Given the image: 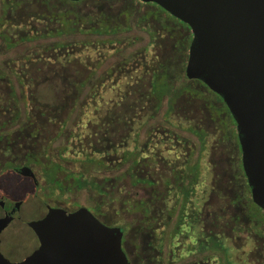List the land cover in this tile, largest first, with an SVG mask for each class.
<instances>
[{
	"label": "rangeland",
	"instance_id": "374dc122",
	"mask_svg": "<svg viewBox=\"0 0 264 264\" xmlns=\"http://www.w3.org/2000/svg\"><path fill=\"white\" fill-rule=\"evenodd\" d=\"M55 4V0H0V19L7 21L0 27V33L2 28L7 27L19 41L23 32L33 31L35 26H44L31 15H51V12L55 11ZM69 9L85 13L86 30L100 27L102 29L101 35L77 33L61 39L71 44L67 54H72L77 59L68 65L49 63L43 67L27 60L28 57L32 60L41 53L45 45L56 41L55 38L26 41L11 49L3 46L0 40V73L8 72L14 81L10 84L3 77L5 80L0 84V126L7 125L0 128V136L6 137L0 142V160H30L37 169L52 171L62 184L68 200L76 203L73 204L74 208L77 204L91 208V195L87 190H78L75 186L77 174L81 171L80 161L85 159L83 154L94 147L103 149L118 141L117 129L121 125L119 119L124 115V111L115 109L107 114L110 105L120 103L126 97L133 101L139 100L137 106L142 105L143 111L136 115L134 130L138 128V132L132 133L127 145L129 150L140 146V149L145 151L143 155H146L148 176L151 172L163 173L166 170L164 176L172 181V186L163 192L166 197L164 203L155 201L154 191L150 188H134L128 185L124 190V194L126 191L131 192L133 199H146L152 213L155 214L157 209H161L159 218L162 219V227L146 240L138 233L139 225L132 226L126 234L136 216L122 211L123 207L117 213L116 209L119 210L121 205H110L104 208V213L99 216L106 225L123 230L124 239L126 235L124 249L132 264H139L141 258L146 264H258L257 256L260 252L257 247L261 246L262 239L255 228L259 227V222L250 218L247 212L237 213L233 204L238 197L239 185L230 163V122L226 113L213 107L209 94L196 93L193 90L184 92L173 101V111L170 115L166 116V107L158 114L155 112L157 97L152 95L149 70H156L160 76L164 75L166 68L181 70L182 57L176 45L184 36V32L174 22L166 19L157 8L140 2L135 4L130 0H87L80 6ZM140 18L145 20L139 23ZM131 53L135 54L126 59L130 63L124 70V60L121 61L123 63L119 62L120 57L122 54L129 56ZM134 59H137V63H131ZM113 62L116 64L106 69L97 81L101 84L97 101L83 108L81 112L84 114H74L70 111L63 114V120L69 119L71 127H31V122L42 124L36 113L32 115L35 118H32L31 122L25 120V127L20 129L18 118L20 119L19 115L21 110L24 112L25 106H32V101L37 103L36 105H51L55 98L70 93L69 90L64 92L65 84L77 80H71L70 76L73 75L68 73L66 76L69 79L65 81L69 83L64 84L58 76L59 72L65 73L64 70H69L72 73H80L83 79L81 81H85L87 85L85 90L89 93L95 70L107 68ZM41 68H45L43 79L31 81L22 78V82L24 80L27 85L36 83L37 88L34 90L27 89L24 84H20L19 79L11 76V70L20 74L27 72L42 76ZM108 72H112V76ZM176 74L177 72L173 71V75ZM1 76L0 74V79ZM11 85L15 86L14 90L10 89ZM32 92L35 94L34 98L30 97ZM89 101L90 94L84 102ZM12 119V123H9ZM79 123L80 126L76 127ZM195 130L204 132L202 140L195 134ZM70 131L76 133L75 138L70 137ZM68 138H71L68 153L61 157L62 143L65 144ZM102 138L104 140L97 141ZM120 154L121 151L118 150L113 162H120ZM192 163L198 165V176L195 173L197 183L188 186L192 177L188 178L189 175L185 171L186 166ZM173 166L181 172V180L174 178L171 173ZM124 169L125 167L120 171L114 169V175L118 177ZM108 174L111 173L100 172L98 176L102 178L109 176ZM107 186L111 187L112 183ZM119 188L118 203L124 196ZM179 188L184 191H179ZM186 195L188 199L184 203L180 199L186 198ZM178 202L180 205L181 202L184 203L183 224L179 227L176 226V216L168 220ZM68 207L72 208L71 205ZM92 210L94 211L91 208ZM209 237L221 241L226 259L221 253L222 250L216 248L215 253V250L209 248ZM204 243H207L208 249H202L200 244ZM36 247L37 240L32 239L26 230L16 239L12 236L4 247V253L11 261H19L29 256Z\"/></svg>",
	"mask_w": 264,
	"mask_h": 264
},
{
	"label": "water",
	"instance_id": "95a60500",
	"mask_svg": "<svg viewBox=\"0 0 264 264\" xmlns=\"http://www.w3.org/2000/svg\"><path fill=\"white\" fill-rule=\"evenodd\" d=\"M140 1L156 4L190 28L186 77L201 81L228 108L253 202L264 211V0ZM30 227L40 247L17 263L0 254V264H132L123 230L85 207L73 213L50 209Z\"/></svg>",
	"mask_w": 264,
	"mask_h": 264
},
{
	"label": "trees",
	"instance_id": "16d2710c",
	"mask_svg": "<svg viewBox=\"0 0 264 264\" xmlns=\"http://www.w3.org/2000/svg\"><path fill=\"white\" fill-rule=\"evenodd\" d=\"M49 1V0H45ZM87 0H83L80 2H70L68 0H55L56 4L54 5L53 9H55L54 12H51V15L47 13H41L35 16L31 15L34 19L37 20L38 23L43 24L44 26L39 28L37 26L34 27L33 31H27L23 32L22 36L19 37V41L16 40L12 34L8 31L7 36L4 33H0V40L3 46H6L8 49L15 48L16 45H19L22 42L26 41H39V40H47L48 38H55L56 41L53 42L52 44H47L41 49V53L37 54L32 60L31 58H27L28 62H32L31 64L34 65H43V67L49 63H56V64H64L68 65L77 59H75V56L68 55L67 54V49L71 46V44H68L66 41H62L65 36L69 35H75L77 33H93V35H101V27L100 28H93V30H86L84 21H85V16L84 12H74L73 10L69 9L70 7H76L80 6ZM132 3H143L140 0H130ZM152 7L157 8L160 13L166 18L171 20L172 22L175 23V25L180 28L184 32V36L178 42L176 47L179 50V53L182 57V63H181V70L178 68L171 67V69L166 68V72L164 75L160 76V74L156 70H149V76H150V81L152 84V95H156L157 97V103L155 107V112L157 114L164 108L166 107V116L170 115L173 111V101L180 97L184 92L186 91H191L193 90L196 93H207L209 94L211 100H213L214 108L219 109L224 111L226 115L228 116V120L230 122V127H235L236 124L230 115V112L226 105L224 104L223 100L221 97H219L217 94L212 92L207 86H205L201 81L198 80H189L186 77L185 73V65L187 64L188 60V53H189V47L192 41V34L191 30L188 27V25L184 24L180 20H177L173 16H171L169 13H167L165 10L157 6L156 4L153 3H143ZM101 10V9H100ZM102 13V11H100ZM57 11V12H56ZM53 15V16H52ZM72 16V17H71ZM145 18H140L139 23L143 22ZM56 24V26H55ZM91 31V32H90ZM150 36V34H149ZM150 39L151 36H150ZM112 41V40H111ZM109 41V42H111ZM133 44V43H132ZM147 49V48H146ZM144 51L145 49H141ZM140 50V51H141ZM135 54V53H134ZM134 54H129L128 55H121V59L119 62L123 63L122 65L125 66L124 70L127 68V65L129 66L130 61L126 59H130ZM137 59H134L133 62L131 63H137ZM116 64V62H113L110 66L107 68H100L98 70H95L94 76L92 77V86L90 87L89 93L86 89L87 85L85 81H81L82 75L80 73H72L69 70H64L62 73H58L59 78H61V82L69 83L65 80L69 79L67 78L66 74L71 73L73 77L70 76V79H76V81H70L68 85H66V89L64 92L67 90L70 91V93L61 96L60 98H55V102L51 105L49 104H43L39 103V105H36L34 101H32V106L30 105L29 107L25 106V110H21V113L19 115L20 119V124L19 127L22 130L25 125L24 123L26 121L32 120V118H35L34 114L38 113V118L41 121V125L35 124V122H29L31 127H36L40 126L41 128L47 127V126H61L62 129H65L66 127H69V119L63 120V114L66 111H70L74 114L80 112L81 114H84L83 111L85 107L91 106L92 103L97 101V97L99 95V87L101 84H99L97 81L98 79L102 76V74L106 71V69L111 68ZM40 69V68H39ZM42 69V76L37 75L35 73H25L23 72L22 74L16 73L11 70L14 78L19 79L21 81L20 84H24L27 89H36V83H33V85H27L25 84V81L23 79H31V81H36V80H41L43 79L44 75V69ZM8 71V70H6ZM40 72V70H37ZM109 71V70H108ZM111 71V70H110ZM109 71V72H110ZM173 71L177 72V74L174 76ZM108 72V73H109ZM64 73V74H63ZM122 73L124 71L122 70ZM2 76V79H7L10 84H12L14 81L8 74V72L5 73H0ZM112 76V72L109 73ZM9 75V76H8ZM4 77V78H3ZM23 85V86H24ZM15 86L10 87V89H15ZM91 92V93H90ZM88 94H90V101L89 102H84ZM35 94L32 92L30 94V97L34 98ZM17 99V96H15ZM32 98V99H33ZM83 100V101H82ZM122 102L116 103L113 105H110L107 109V114L110 112H114L115 109H118V111H124L122 112L124 115L121 116L119 119V123L121 124L119 128L117 129L119 133V138L117 142H113L109 144L108 147H105L103 149H97L93 148L92 150H89V152L83 154L85 159L83 161H80L81 163V171L77 174V179H76V187L78 190H87L88 193L91 195L93 206L92 209H94L95 213L100 216L104 213V208H107L110 205H114L116 207L117 204L121 205L120 209H116L117 213L121 210L123 207L122 211L127 212L128 214H132L136 217H134V222L129 226L126 234L130 232L132 229V226L139 225L140 227L138 228V233L142 235V237L146 240L149 237L153 236L155 234V231L158 230L159 228L162 227V219H160V212L161 209H157L156 213H152L150 211V207L148 204V201L146 199H143L142 197H135L134 199L131 198V192L124 194V190H126L129 186L131 185L134 188H144L148 189L150 188L151 190L154 191V198L155 201L158 203L163 202L166 199L165 195L163 192H166L172 185V181H169L165 178V171L163 173L156 171L155 173H150L148 176L146 169H147V164H146V155H143L145 153L144 150L140 149V146H136L133 150H129V146L127 145L128 142L131 139L132 133L135 131L134 127L137 123L136 121V115L137 113L140 114L142 112L143 108H141L142 105H138L137 103L139 100L133 101L130 98H123L121 100ZM82 102H84L82 104ZM133 102V105H132ZM142 110V111H141ZM99 111V110H97ZM120 111V112H121ZM106 114V115H107ZM138 116V115H137ZM83 117V116H82ZM26 120V121H25ZM13 119L9 121V123H12ZM135 122V124H134ZM81 123L77 124L76 127L80 126ZM97 124V123H96ZM134 124V125H133ZM24 125V126H23ZM29 125V124H27ZM95 125V124H94ZM4 127H7L6 124H3ZM3 126H0L2 128ZM71 127V125H70ZM75 128L74 126H72ZM142 127V126H141ZM230 127L228 129H230ZM138 129V128H137ZM136 129L135 133L137 134L138 130ZM144 129V128H143ZM20 130V131H21ZM74 131H70V137L75 138V134L73 133ZM195 134L199 136V138L202 140L203 136L205 135L204 132L195 130ZM230 134V131H229ZM60 135V134H59ZM103 135V133L101 134ZM104 136V135H103ZM231 136V135H230ZM104 140L102 139H97V141ZM27 143V141H26ZM71 143V138L66 139L65 144L62 143V152L61 157L68 153V149L70 147ZM28 144V143H27ZM93 144V143H92ZM64 146V147H63ZM121 151L120 154V159L119 163L113 162L115 159V155L117 151ZM176 165V164H175ZM198 165H195L192 163V165L186 166L189 177H192L190 179V185H195L197 183V178L195 176H198L197 173V167ZM125 167L124 171L120 173V175L117 177L114 175L115 170L120 171L122 168ZM173 170H171V173L174 175V178L177 180H181L180 173L176 170V168L173 166ZM115 169V170H114ZM152 168L150 169V171ZM145 171V173H143ZM105 172V173H111L108 174L109 176L106 177H100L98 176L99 173ZM143 173V174H142ZM243 174V172H242ZM240 176L241 172H240ZM103 179V182H102ZM112 183V186L109 187L107 186L108 183ZM121 187L119 188V186ZM121 192L124 196L121 198V201L118 203V196H117V191ZM179 191H184L183 188H179ZM138 195H140L138 193ZM188 195H186V198H181L180 200L187 201ZM130 197V198H129ZM182 197V196H181ZM183 203V204H184ZM116 204V205H115ZM183 204L181 202H178L175 206L173 211L169 214V219L176 216L177 220V227L181 226L183 224ZM113 207V208H114ZM179 207V208H178ZM130 209V210H129ZM209 242V240H207ZM126 243V235L124 239V244ZM210 243V242H209ZM202 249H208L207 243L205 244H200ZM153 246V243L151 244ZM150 246V247H151ZM216 248L222 250V254L224 258L226 259V254L224 253L225 249L223 245L217 241L215 244ZM125 250V249H124ZM139 251V248H138ZM220 252V251H218ZM127 253V251H126ZM128 257L129 254L127 253ZM130 259V258H129ZM131 261V259H130ZM132 263V261H131ZM139 264H146L144 259L141 258V261Z\"/></svg>",
	"mask_w": 264,
	"mask_h": 264
},
{
	"label": "flooded vegetation",
	"instance_id": "af4514ba",
	"mask_svg": "<svg viewBox=\"0 0 264 264\" xmlns=\"http://www.w3.org/2000/svg\"><path fill=\"white\" fill-rule=\"evenodd\" d=\"M6 22V20L1 18L0 27H3ZM7 32V27L2 28L1 33L7 36ZM4 80L0 79V84ZM6 81L8 80L6 79ZM228 131H230L231 135L230 163L233 166L234 176L239 185L237 190L238 197L233 204L236 206L237 213L247 212L250 218L256 219L259 222V227L255 229L262 239V244L257 247L260 252L257 256V263L264 264V211L252 199L251 189L243 169L242 151L238 139L237 126L230 127ZM4 137L0 136V142ZM24 168H29L30 171L23 172L22 169ZM240 172L242 176H240ZM63 189L55 173L47 169H37V167H34L30 163V160L29 162H24L21 159L3 162L0 160V254L8 259L4 253L6 243L12 236L13 239H16L24 234L26 230L32 239L37 240V247L35 248L37 250L40 247V242L30 224L45 219L50 209H63L67 213H73L84 207L77 204V207L74 208L73 204L76 203H72L70 199L68 200L67 194L64 193L65 190L63 191ZM68 205H71L72 208L68 207ZM85 208L102 221L93 210L91 211L92 207ZM209 242V248L213 249V251L215 250L214 252L216 253L215 244L217 240L209 237ZM27 257L19 261L8 260L17 263L25 260Z\"/></svg>",
	"mask_w": 264,
	"mask_h": 264
}]
</instances>
